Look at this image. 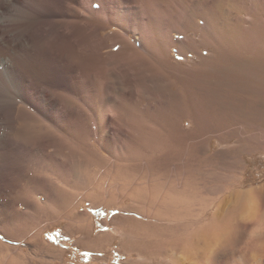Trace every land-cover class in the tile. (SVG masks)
Returning <instances> with one entry per match:
<instances>
[{"label":"rangeland","instance_id":"374dc122","mask_svg":"<svg viewBox=\"0 0 264 264\" xmlns=\"http://www.w3.org/2000/svg\"><path fill=\"white\" fill-rule=\"evenodd\" d=\"M175 1L190 18L171 30L166 61L141 54L159 79L110 60L123 50L134 53L140 43L134 27L94 21V48L80 52L108 74L105 103L96 86L93 95L81 88L69 72L73 62L56 54L32 90L0 98L6 127L0 131V264L254 258L264 215L244 209H253L250 192L264 187V83L254 76L255 84H246L239 69L245 53L228 52L225 62L219 20L229 18L249 36L260 33L262 51L264 0ZM92 7L99 9L100 0ZM89 80L101 86L104 78ZM7 133L25 144L12 143Z\"/></svg>","mask_w":264,"mask_h":264},{"label":"bare ground","instance_id":"6f19581e","mask_svg":"<svg viewBox=\"0 0 264 264\" xmlns=\"http://www.w3.org/2000/svg\"><path fill=\"white\" fill-rule=\"evenodd\" d=\"M177 2L175 0H100V8L93 9V0H0V98H7L8 95L32 90V80L37 76H41V70L47 67L49 62L54 61L52 60V55L56 54L53 58H67L74 63H71L69 72L80 84L81 88L85 89L88 87L86 91L93 95L94 86H96L99 99L101 101L105 100L107 98L105 94L109 89L107 72H99V69L94 68L93 60H89L91 57H82L80 52L81 47L87 50L94 48V30L97 28L94 25V21L107 25L108 23H114V25L126 29L130 26L134 27V30L140 35V43L133 45L134 53L128 54L126 53L127 51L124 52L123 50L110 55V60L122 66L130 67V70H133L134 66L140 67L141 70L138 74L146 79H159L160 75L152 70L153 64H149L148 60L145 59L146 57L142 56V53L145 56L148 55L147 58H153L160 63L164 60L166 61L169 47H171V40L169 39L171 30L187 26L190 18L185 6L178 10L180 8H177ZM178 5L180 6V4ZM219 21L220 30L222 31L221 39L223 41L220 40L223 52L221 53L225 62L230 63L229 57L232 54L236 56L240 53H245L248 59L240 62L239 69L248 78L249 82L246 81V84L250 86L255 84V77L264 83V50L260 51L257 46L262 35H259L260 33H252L249 36L247 32L233 25L230 19L226 17H222ZM208 27L209 23L204 24V29ZM216 27L218 25L214 28ZM125 33L128 35V32ZM219 35L221 36V34ZM167 39H169L168 42H163ZM159 40L162 42H158ZM220 46L218 53H220ZM227 46L230 48L228 49ZM114 67L116 68V65ZM231 67L233 68V66L227 65L226 69L230 70ZM115 68L113 69L114 72L117 71ZM176 68L178 67L175 65ZM120 72L118 73L120 74ZM165 73L163 72V74ZM127 74H129V70ZM95 75L96 77L104 78L103 82H99L101 86L89 80L90 77ZM45 94L49 95L48 93ZM103 95L106 97L105 99ZM44 98L46 101L52 100L50 95L47 97L45 95ZM106 108L107 105L104 109ZM15 112L16 110L13 114ZM5 128V125L0 120V131ZM138 133L142 134L140 131ZM7 135L5 134V138L12 141V143L25 144V140L18 134L7 133ZM58 153L59 147L56 146L54 154L58 155ZM62 163L63 165L60 164L59 166L64 168L66 165L64 162ZM250 193L252 200H254L253 209L245 208L244 211L250 214L253 213L259 218L264 215V187L254 189ZM166 204H168L167 201ZM242 261L244 264H264V240L258 245L254 258L247 259L243 255Z\"/></svg>","mask_w":264,"mask_h":264}]
</instances>
